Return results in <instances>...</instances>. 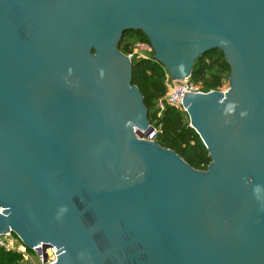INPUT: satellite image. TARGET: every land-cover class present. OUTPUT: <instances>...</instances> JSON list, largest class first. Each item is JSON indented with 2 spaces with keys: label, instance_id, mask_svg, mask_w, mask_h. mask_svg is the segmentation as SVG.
<instances>
[{
  "label": "water",
  "instance_id": "water-1",
  "mask_svg": "<svg viewBox=\"0 0 264 264\" xmlns=\"http://www.w3.org/2000/svg\"><path fill=\"white\" fill-rule=\"evenodd\" d=\"M126 32L172 81L224 55L183 98L205 171L140 137ZM0 207L54 264H264V0H0Z\"/></svg>",
  "mask_w": 264,
  "mask_h": 264
},
{
  "label": "trees",
  "instance_id": "trees-1",
  "mask_svg": "<svg viewBox=\"0 0 264 264\" xmlns=\"http://www.w3.org/2000/svg\"><path fill=\"white\" fill-rule=\"evenodd\" d=\"M138 42L149 45L142 32H126L120 42L119 50L124 55H131L132 45ZM130 59L131 83L142 94L144 105L148 110V120L158 131L155 142L176 153L195 170L205 171L210 164L208 151L197 133L190 128L187 114L165 105L160 117L156 116L157 101L162 99L167 91V70L154 59L153 52L149 57L132 56ZM226 75L229 77V67L224 55L221 51L214 50L195 61L190 79L208 92L221 89ZM152 109L154 110L151 114ZM22 258L21 254L0 249V264H20Z\"/></svg>",
  "mask_w": 264,
  "mask_h": 264
},
{
  "label": "built area",
  "instance_id": "built-area-1",
  "mask_svg": "<svg viewBox=\"0 0 264 264\" xmlns=\"http://www.w3.org/2000/svg\"><path fill=\"white\" fill-rule=\"evenodd\" d=\"M137 45L141 47L142 45L145 44L138 42ZM126 56H128V58L130 59L133 56V54ZM166 86H167V91L165 93V96L162 99H159L156 104V107L158 109V113L156 115L157 117H160L162 111L165 108V105H169L179 111L185 112L183 108V98L187 94L207 93L202 89V86H200L198 83L193 82L190 78L184 79L182 81H172L168 76L166 80ZM218 91L224 92L226 91V89L221 88ZM150 126H151V130L148 133H142V134L140 133L141 134L140 137L144 140L155 142L158 131L153 125L150 124ZM1 213H2V208L0 207V214ZM0 249L6 252H15L21 254L22 257L27 259L28 262L30 261V258L28 259L27 255L31 251L36 255V260H33L30 264H54L57 261L55 254L57 252L56 248L54 247L43 248L42 246H39L31 250H27L24 244L17 237V235L11 231L3 235H0Z\"/></svg>",
  "mask_w": 264,
  "mask_h": 264
},
{
  "label": "rangeland",
  "instance_id": "rangeland-1",
  "mask_svg": "<svg viewBox=\"0 0 264 264\" xmlns=\"http://www.w3.org/2000/svg\"><path fill=\"white\" fill-rule=\"evenodd\" d=\"M143 44H145V45H142L141 47H139L137 45V43H134L132 45L131 52H132L133 56H135L136 58L149 57L152 54V50L149 49V46H147L146 43H143ZM228 86H229L228 76L226 75L223 79L222 88L227 89ZM153 110L154 109L151 110V114L153 113ZM29 253H28L27 257H28V259L30 258V261L28 262L27 259H25L23 257L20 264H30L33 260H36V255L33 252H31L30 254Z\"/></svg>",
  "mask_w": 264,
  "mask_h": 264
}]
</instances>
